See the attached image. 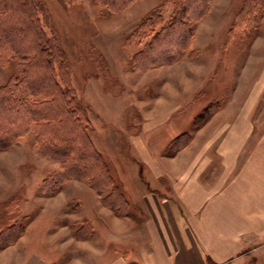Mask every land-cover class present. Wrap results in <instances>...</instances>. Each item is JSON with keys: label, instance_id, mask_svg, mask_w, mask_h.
I'll list each match as a JSON object with an SVG mask.
<instances>
[{"label": "rangeland", "instance_id": "rangeland-1", "mask_svg": "<svg viewBox=\"0 0 264 264\" xmlns=\"http://www.w3.org/2000/svg\"><path fill=\"white\" fill-rule=\"evenodd\" d=\"M15 1L0 0V21L12 26L0 37L8 36L20 48L17 54L0 50V86L20 77L33 58V53L21 52L24 47L31 48L34 40L32 29L29 34L23 32L24 11L28 9L23 1ZM29 1L48 49L44 53L48 67L42 68L35 60L28 68L35 86L24 91L26 98L50 105L51 100L44 98L54 97L58 86L74 99L80 109L78 129L103 161L107 176L103 177L84 146L75 152V159L80 157L90 167H94L90 161L96 163L94 171L101 181L98 189L84 180L67 178L57 188L45 190L44 179L56 176L62 167L35 148L34 130L26 132L8 149L0 150V247L17 238L21 229L24 235L32 227L21 255L24 263L33 257L47 260V264H63L64 251L71 253L72 245L63 250L60 245L72 241L70 235L78 226L80 235H87L88 225L97 230L108 214L128 215L136 220L135 225L143 223L146 218L134 200L145 191L155 193L154 162L182 160L198 153L202 143L199 128L212 119L225 121V115L217 117L216 111L230 112L238 89L244 98L262 81L264 10L257 14V24L233 33L234 15L243 0H207L203 15L188 24L190 47L182 49L173 61H153L145 67L153 56L150 48L157 43L153 39L155 23L148 18L160 11V25H165L170 0H132L113 9L104 0ZM142 50L146 57H142ZM190 50L194 52L187 56ZM138 55L142 58L137 63ZM39 73L42 81L45 76L50 79V87L40 89L44 82ZM17 93L22 94L19 88ZM259 104L264 106V102ZM208 106L213 110L211 116L198 127L197 118ZM69 135L61 142L64 147L75 144L76 138ZM191 137L197 139L184 149ZM107 178L111 184L104 180ZM105 194L112 211L103 203ZM260 241L264 237L256 236L254 243ZM120 242L117 245L123 251ZM117 245H111L112 252ZM109 256L108 252L105 257ZM250 258L251 264H264V256Z\"/></svg>", "mask_w": 264, "mask_h": 264}, {"label": "crops", "instance_id": "crops-1", "mask_svg": "<svg viewBox=\"0 0 264 264\" xmlns=\"http://www.w3.org/2000/svg\"><path fill=\"white\" fill-rule=\"evenodd\" d=\"M250 90L243 98L238 89L230 112L216 111L225 121L212 119L199 128L198 153L154 162L155 193L145 191L134 200L143 223L108 214L97 230L88 225L87 235L78 226L72 241L60 245H72L63 264H251L250 257H263L264 241L254 239L264 237V72ZM27 229L0 247V264H47L33 257L24 263L32 227ZM112 244L118 247L113 252Z\"/></svg>", "mask_w": 264, "mask_h": 264}, {"label": "trees", "instance_id": "trees-1", "mask_svg": "<svg viewBox=\"0 0 264 264\" xmlns=\"http://www.w3.org/2000/svg\"><path fill=\"white\" fill-rule=\"evenodd\" d=\"M20 1H23V7L28 9V12L24 11L26 14V21H24V30H22L23 32L25 31V34H29L31 33L32 29L34 33V40L31 47L32 50L28 52L31 48L24 47L21 49V52L26 53V55L33 53V58L31 62L26 65L27 68L22 71L20 77H16L8 81L5 85L0 86V150L8 149L14 142L18 141V139L23 134L34 130L37 136L35 148L39 151V153L55 160L62 167V172L56 176L50 175L44 179L43 188H45V190L51 191L50 188H57V186L67 178L84 180L88 183V185L97 190V187H99L101 181L99 180V175H97L94 171L96 163L93 162H97L104 178L107 176V173L105 171V165L103 161L98 159V156L95 155V152L89 146L86 136L79 131L81 126L78 124L77 119L79 117L78 113L80 112V109L78 108L79 106L75 100L67 97L65 92L58 86L55 88L54 97L52 96L50 99L47 97L44 98L51 100L50 105L48 103L41 104V102H39V104L36 102L32 103L26 98L24 91L26 89L32 91L34 89L32 86H35V84L32 82V79H30V76L33 75V73H29L28 68L35 64V60L37 63L42 64V68L43 66L44 68L48 67L46 60L47 58L44 55V53L48 52V49L42 40L41 33L37 29L36 20L32 17L33 11L30 7L31 4L28 5L30 1ZM127 1L132 0H104V3L106 6L113 9L115 7L117 8L124 6L127 4ZM170 1L172 7L168 14V18L165 21V25H160L162 22L160 11H157L155 15H151L153 18H148V20H153L155 23V34L153 39L157 40V43L154 42L155 46H151L152 49L150 48V51L153 56L150 57L149 62L145 64V67L153 64V61H173L174 59L180 57L182 49H188L190 47L189 38L191 37H189V22L201 17L204 11L207 9V0ZM15 2H17V0ZM261 10H264V0H243L237 13L234 15V23L231 26L230 31L234 33L237 29L246 30V28H250L251 26L257 24V14ZM9 24L10 23L5 24L4 22L0 21V36L10 32L12 26L10 28L8 26ZM20 25L22 24L20 23ZM156 25H159L158 28H156ZM2 38L3 39L0 37V50L2 49L4 51H11L14 54H17L20 51V48H17V44H14V42H12L8 36L4 35ZM167 43L168 45H166ZM191 52L193 53L194 50H190L187 56H189ZM141 53L140 54L142 57L147 56L145 54L143 55L145 51L142 50ZM139 55L137 57V63L142 58ZM41 57L45 58L44 62L41 60ZM35 76L38 75L35 74L34 77ZM40 77L42 81V74H40ZM44 79L45 80L42 81L44 82V85L41 84L40 89L47 86L50 87V82L48 81L50 79H48L46 76ZM18 88L22 94L17 93ZM70 103H72V108H69ZM210 108L211 106H208L204 109V112L199 114L197 119L200 118V121L196 122L198 127L204 124L205 121H207L211 116V112L213 110L209 111ZM49 110L52 111L49 112ZM38 120L42 122H39ZM2 124L3 126H1ZM68 124H70V126H68ZM74 129L76 132H73ZM69 134H72L73 137L76 138L75 144H73L72 147H64L61 142L66 137L70 136ZM60 139L62 140L60 141ZM84 146L86 147L87 155L93 161H90V164L94 165V167L86 166L81 162L80 157L75 159V152ZM87 160L89 163V159ZM100 178H102V176H100ZM104 180L111 184L108 178ZM105 187L108 186L105 184ZM114 190L115 188H113L112 193ZM106 195L107 194H105L103 197V203L112 209L113 207L110 204L111 202L108 200ZM13 225H10L9 227H12ZM7 231H9V228ZM23 232L24 230L21 229L19 235L17 236H21ZM17 238H13L14 240L10 241L8 244H5V246L14 243Z\"/></svg>", "mask_w": 264, "mask_h": 264}]
</instances>
